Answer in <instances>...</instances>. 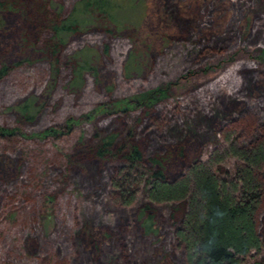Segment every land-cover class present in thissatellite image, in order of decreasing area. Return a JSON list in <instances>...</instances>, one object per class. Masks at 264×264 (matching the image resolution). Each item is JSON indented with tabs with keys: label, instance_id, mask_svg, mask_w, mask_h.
Listing matches in <instances>:
<instances>
[{
	"label": "rangeland",
	"instance_id": "obj_1",
	"mask_svg": "<svg viewBox=\"0 0 264 264\" xmlns=\"http://www.w3.org/2000/svg\"><path fill=\"white\" fill-rule=\"evenodd\" d=\"M0 1V71L7 68L0 74V127L17 132L0 137V264H75L83 248L91 255L112 246L117 262L128 264L131 255L119 245V230L106 226L118 215L125 221L121 233L139 243L138 263L186 264L173 236V208L157 207L158 231L146 237L137 225L140 202L122 208L109 196L118 164L95 157L89 147L98 143L97 123L103 135L118 134L119 142L134 128L145 156H160L167 175L175 177L188 162L208 155L230 125L225 119L241 125L240 137L262 135L264 101L252 102L249 112L231 113L252 96L264 97V0L94 1L79 33L62 41L48 29L58 15L73 17L82 0ZM254 27L261 33L245 43ZM52 42L62 44L56 54ZM238 44L248 46L241 51ZM206 55L213 56L193 66ZM160 86H169V97L152 113L112 107ZM231 90L239 103L226 102L224 113L215 110L218 91ZM199 101L216 111L211 124L190 115L188 107ZM101 105L111 110L83 122ZM70 118L79 123L71 132L37 137ZM98 179L106 186H98L103 193L97 196ZM105 207L115 214H106Z\"/></svg>",
	"mask_w": 264,
	"mask_h": 264
},
{
	"label": "trees",
	"instance_id": "obj_2",
	"mask_svg": "<svg viewBox=\"0 0 264 264\" xmlns=\"http://www.w3.org/2000/svg\"><path fill=\"white\" fill-rule=\"evenodd\" d=\"M94 1L102 3L101 0H82L80 7L73 11V17L62 18L58 15L52 28L48 30L60 38V41L69 33H79L88 7L97 4ZM0 5L4 6V3L0 1ZM229 33L231 35L232 32ZM260 33L256 27L249 30L245 43L256 40ZM233 44L234 40L231 41V45ZM51 45L55 54L61 50L59 48L62 44L52 42ZM202 45L206 46V43L203 42L200 46ZM247 46L238 44L241 51ZM211 56L213 55H206L191 62L193 66H201L200 62ZM260 60L264 62V58L260 57ZM247 68L250 70L251 67L244 69ZM6 72L7 68H4L0 74ZM168 89L169 86H160L145 98H129L116 102L112 107L117 112L127 113L131 109L142 108L152 113L160 102L169 97ZM218 93L219 99L215 104L218 112L224 113L228 109L226 102L239 103L240 98L235 96V90L227 94L223 91ZM262 101L264 97L252 96L250 100H244V109L233 111L231 115L249 112L253 109L252 102L260 104ZM205 106H208L206 102L199 101L196 106L188 107L192 113L188 112L190 115L198 114L211 124L216 111ZM263 106L264 103L261 104L260 115L264 116ZM199 109L200 112H197ZM109 110V107L101 105L83 122H91L97 115L108 113ZM229 120L223 121L225 125H230L221 130L218 142L212 145L208 155L188 162L186 169L175 177L167 175L164 159L160 156H145L138 145L135 129H128L129 126L126 127L125 139L123 136L119 142L118 134L103 135V130L97 123L94 138L98 139V143L89 147L95 157L118 164L114 166L116 170L110 178L109 196L114 205L122 208H130L140 202L137 205V225L146 237L158 231L157 207L169 205L170 209L173 208L176 219L173 236L176 246L182 250L186 264H264V237L260 234V214L264 205V132L248 140L250 137H240L241 125L231 124ZM77 124V120L70 118L66 126L50 127L37 137L57 138L71 132ZM146 125L147 121L143 126ZM16 134V129L0 127V137ZM165 134L162 139L167 140L164 138ZM98 181L94 188L97 196L103 193V190L98 193V186H106L104 180ZM105 208L106 214H115L113 210ZM124 223L118 215L112 225L106 226L110 231L114 228L117 232L119 230L125 246H122L123 240L119 245L125 253L131 255L132 261L128 264H140L137 256L141 250L139 243L131 234L126 236L121 233ZM116 247L99 248L98 251H92L91 255L88 248H83L77 253L75 264H120L117 262L118 256L114 255Z\"/></svg>",
	"mask_w": 264,
	"mask_h": 264
}]
</instances>
